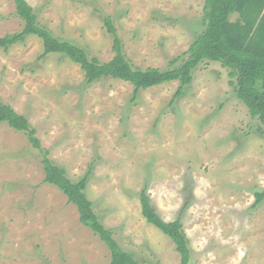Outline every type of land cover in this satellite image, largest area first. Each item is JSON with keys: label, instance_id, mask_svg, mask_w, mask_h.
<instances>
[{"label": "rangeland", "instance_id": "obj_1", "mask_svg": "<svg viewBox=\"0 0 264 264\" xmlns=\"http://www.w3.org/2000/svg\"><path fill=\"white\" fill-rule=\"evenodd\" d=\"M39 25L101 63L114 56L110 17L134 67L165 71L202 32L204 0H26ZM236 15L231 16L234 21ZM23 22L0 0V37ZM43 53L42 40L0 48V100L36 130L41 148L86 196L104 227L144 264H181L173 242L141 215L145 189L164 221L180 218L191 264H264V136L229 85L204 61L178 82L139 90L85 82L80 67ZM42 155L0 123V264H109L106 245L76 207L43 182ZM90 171V172H89Z\"/></svg>", "mask_w": 264, "mask_h": 264}, {"label": "trees", "instance_id": "obj_2", "mask_svg": "<svg viewBox=\"0 0 264 264\" xmlns=\"http://www.w3.org/2000/svg\"><path fill=\"white\" fill-rule=\"evenodd\" d=\"M13 1L15 15L23 22V27L19 32L0 37V48L7 50L12 45L24 42L28 36H36L43 44L40 59L50 54L69 59L80 67L88 84L102 78L128 82L134 88L133 98L139 90L173 81L178 82L174 94V98H178L192 81V71L200 63L217 62L228 69L229 85L250 116L258 121V132L264 136V0H204L202 32L182 56L170 62L171 67L165 71L134 67L123 54L121 40L109 16L103 18V24L112 35L114 56L108 62L101 63L97 58L89 57L84 49L54 37L48 29L39 25L33 8L26 0ZM232 15L237 16L234 21L230 19ZM0 123L24 133L30 145L41 153L43 182L56 187L76 207L80 223L108 248L109 264H144L119 246L112 232L103 226L93 210V204L85 193L89 173L78 181L70 180L66 170L56 165L49 158V152L41 148L36 130L26 117L1 100ZM254 197L253 207H256L264 200V190L255 193ZM139 198L142 217L173 242L181 264H191L188 241L180 218L164 221L145 189H142Z\"/></svg>", "mask_w": 264, "mask_h": 264}]
</instances>
